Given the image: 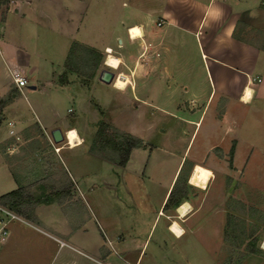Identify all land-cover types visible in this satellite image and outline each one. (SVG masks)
Segmentation results:
<instances>
[{
  "label": "crops",
  "instance_id": "1",
  "mask_svg": "<svg viewBox=\"0 0 264 264\" xmlns=\"http://www.w3.org/2000/svg\"><path fill=\"white\" fill-rule=\"evenodd\" d=\"M135 26L141 35L132 38L128 29ZM53 33L57 38L49 52L43 48L42 34ZM73 42L104 55L110 49L119 60L111 68L128 78L126 87L133 90L140 119L144 120L142 111L152 108L172 122V127L162 129L160 143L130 150L117 179L95 178L90 164H112L90 152L84 131L74 126L79 113L90 107L81 98L86 87L71 75L64 84L56 78L64 71ZM0 69L5 75L3 94L14 90V97L1 108L0 195L22 184L10 170V147L3 146L9 136L17 137L16 130L32 123L52 147L50 131L63 132L71 124L79 139L74 147L55 153L66 174V198L37 204L29 223H9V235L0 242V264H190V243L177 249L179 242L207 233L203 209L209 215L226 211L227 187L223 178L221 188L213 187L216 177L229 176L235 195L239 171L245 175L254 160L247 156L239 164L238 148L246 143L248 155L257 151L253 142H244L239 129L264 123V0H12L0 20ZM18 76L26 80V87H16L13 79ZM91 79L107 85L98 75ZM45 86L75 100L74 109H66L74 115L59 114L56 101L43 105L28 100L26 108L16 102L17 95ZM205 120L202 141L189 157ZM175 123L180 126L176 133ZM140 136L145 144L147 137ZM170 138L182 143L180 147L165 143ZM138 153L145 154L146 161L129 168ZM195 165L213 174L204 188L188 183ZM184 168L189 173L180 187L181 202L190 210L181 216L166 200ZM148 183L150 191L145 188ZM215 221L212 229L221 245L223 216ZM173 222L180 236L171 231ZM263 235L248 245L255 252L245 248L236 264H264ZM151 241L154 251L146 253Z\"/></svg>",
  "mask_w": 264,
  "mask_h": 264
},
{
  "label": "rangeland",
  "instance_id": "2",
  "mask_svg": "<svg viewBox=\"0 0 264 264\" xmlns=\"http://www.w3.org/2000/svg\"><path fill=\"white\" fill-rule=\"evenodd\" d=\"M10 3V0H8L6 4L0 6V20L4 18L5 9ZM121 36L122 39L126 41L125 33ZM42 38H46L43 43V48L51 52L54 47L53 43L55 42L57 36L54 33L50 35L42 34ZM114 44L116 43L114 42ZM106 56L107 55L101 53L99 66L94 72V77L98 75L101 69H108L112 71L114 73V77L118 74L117 69H113L104 64ZM79 57L80 58L73 59L70 62V64L76 68L77 72H71L65 67L64 71L61 72V74L65 73L67 80L68 75H71L73 81H76L87 88H83L81 90V98L84 103L89 104L90 107L85 106L82 113H79L80 121L76 122L77 125L74 123V126H78L84 131V135L88 140L87 147L89 150L95 155L108 160L114 166L113 167L112 165L100 160L93 162L90 164V168L95 178L117 179V174L120 175L121 170L116 164V153L108 148H101L93 143L98 125L101 122H104L108 124L111 130H113L116 134H130L131 136L141 140V147H151L158 142L160 143V138L163 132L162 129H166L170 126L172 127V122H170L168 116L163 114L161 111L152 110V108L142 111L144 114V120L140 119V117L136 114L139 107H137L134 100H132L133 90L129 86H125L124 89H118L113 86V80L110 84L104 85V87L96 80L93 82L91 77L88 78V74L93 70V68L84 63L83 52L79 54ZM61 74H58L56 78L58 79ZM4 83L5 75L3 70L0 69V106L3 102L6 104L12 99V97H14L12 96V94H14V90H9L7 93L3 94L5 88ZM92 89L94 90V96H92ZM24 90L27 91V88H24ZM15 100L18 104L25 106V108L27 107L26 103L28 100L42 103L43 105L56 101L59 114H67L68 118L74 115V111L70 113L66 112V109L68 107H72L74 109V104L76 103L75 100L72 101L71 99H67L65 96H57L55 91L51 90V87L49 86H45L43 90L26 92V96H23L22 94L17 95ZM1 108L2 107H0V121L2 114ZM206 124L207 121L205 120L195 139L194 146L192 147L189 157L192 156V151H194V149L196 150V147L202 141V135L205 133L204 129ZM263 124L264 123L255 122L250 126L249 130L248 128H244L243 130L239 129V135L244 137V142H253L258 153L256 151L248 155L246 152L248 151L246 143L239 146V164L242 160L244 161L247 156H249V158L254 157V160L250 163L252 164L249 166L250 168L248 167L249 169L245 171V175H243V170L239 171V179L235 182L236 184L233 187V189H236L237 187L238 193L236 191L237 194H231V178L229 176H217L212 185L213 187L221 188V178L224 179L227 187L226 202L224 205L226 211L224 210L223 214L217 213L215 215V213H212L209 215L208 210L203 209L202 211L206 212L203 215L207 217V233L205 235L193 234L190 235L189 239L185 237L181 242H179L177 249L190 243V248L188 247L190 264H210V261L214 258H216L215 264H236L244 254V249L248 248L250 243L255 244L259 237L264 233V154L261 152V149H264ZM70 125L65 130L73 129ZM177 125L175 123V129H173L175 133L178 132L177 130L180 128V126L178 127ZM61 129L64 130V127H61ZM15 135L17 137L9 136V138L4 141V145L2 144L3 146L9 145L10 147L8 155L10 160V170L13 176L20 184L22 183L20 186L25 187L26 190L34 197H40L42 195L51 196L50 194L48 195V192L51 190L49 187H53V190L60 189L67 183L66 174L62 171L58 164L59 158L55 154L56 152L51 146L49 147L44 138L38 135V129L32 123L16 130ZM140 135L147 137L145 138V144L143 141L144 139H142ZM249 135H251V137ZM165 143L169 146H175V148L180 147V144H182L180 142H174L171 138L170 140L167 139V142L165 139ZM65 152V150L62 151V153ZM216 156L221 155L216 153ZM227 156L229 157L230 155L228 154ZM146 158L145 154H139V156L134 154L131 157L129 168L139 166L140 163H144L146 161ZM258 163L262 165L258 166ZM259 167L261 169L253 170V168ZM160 172V170L156 171L155 169V173L158 174ZM188 173V169H182L177 180L176 187H174L175 189L177 187L184 188V181L186 180ZM191 177L194 178V186L204 188L208 180L213 177V174L208 168L201 165H195L188 176V182L192 180ZM1 179L2 178L0 176V182ZM150 187H152L150 186V183L145 186L148 191H150ZM154 195L156 194L154 193ZM51 199L53 200V196H51ZM52 200L50 202H52ZM37 204L32 206V213ZM222 216V244L220 245V239L218 235L214 233L212 226L215 225L213 222L216 223L215 219L219 222ZM158 227L159 224L152 234V240L157 237ZM248 237H250V240H248ZM200 240H202V245L199 243ZM166 245H168V243ZM236 247L240 250L233 249ZM153 251L154 244L151 241L147 246L146 253H151ZM166 263L167 261H161V264Z\"/></svg>",
  "mask_w": 264,
  "mask_h": 264
},
{
  "label": "trees",
  "instance_id": "3",
  "mask_svg": "<svg viewBox=\"0 0 264 264\" xmlns=\"http://www.w3.org/2000/svg\"><path fill=\"white\" fill-rule=\"evenodd\" d=\"M8 0H0V6L6 4ZM83 52L84 54V63L88 64L93 70L88 74V78L94 75L95 70L99 66V59L101 58V53L91 47L80 45L77 42H73L70 45L68 50V55L66 56L63 65L67 70L71 72H77L76 68L73 67L70 62L73 59L80 58L79 54ZM58 81L60 84H64L66 82V75L62 73ZM5 103L3 102L0 107H2ZM93 143L98 145L101 148H108L109 150L113 151L117 155V166L121 167L124 166L126 163L130 150L133 148H140L141 147V140L131 136L130 134H116L108 124L101 122L98 125L96 130ZM92 152V151H90ZM192 178V177H191ZM194 178L190 180L188 183L193 185ZM51 189L48 192L53 196V200L58 199L62 200L67 196V186H63L60 189H54L53 187H49ZM51 196H40L34 197L31 195L25 187L18 186L16 189H13L9 192H6L0 195V204L8 207L21 217L26 220L31 219L32 217V206L37 203H49L52 199ZM184 193L180 190L179 187L174 190H171L168 194L166 204H170L172 206H178L183 198ZM52 200V201H53ZM248 246V252L254 253L255 249L253 247Z\"/></svg>",
  "mask_w": 264,
  "mask_h": 264
},
{
  "label": "bare ground",
  "instance_id": "4",
  "mask_svg": "<svg viewBox=\"0 0 264 264\" xmlns=\"http://www.w3.org/2000/svg\"><path fill=\"white\" fill-rule=\"evenodd\" d=\"M129 33L132 38H135V37H138L141 35V31H140V28L135 26V27H131L130 30H129ZM107 56L104 60V63L110 67H113V68H116L118 63H119V60L117 57L113 56L111 54V50L110 49H107ZM129 83L128 81V78L123 75V74H118L114 77L113 79V86L118 88V89H124L125 86ZM248 94H249V90L246 91V97L245 99L248 98ZM67 132V138L69 140V143L72 145V147L75 145L74 144V141L78 139V136L76 134V131L73 130V129H68L66 130ZM73 134H75V138H73ZM190 210V205L187 204V203H181L179 206H177L176 208V211L179 215L183 216L184 214H186V212ZM170 229L172 232H174L176 235L180 236L182 231L180 229V227L178 226V224L176 222H173L170 226ZM263 244V247H264V242H262Z\"/></svg>",
  "mask_w": 264,
  "mask_h": 264
},
{
  "label": "built area",
  "instance_id": "5",
  "mask_svg": "<svg viewBox=\"0 0 264 264\" xmlns=\"http://www.w3.org/2000/svg\"><path fill=\"white\" fill-rule=\"evenodd\" d=\"M10 2H12V0H10ZM157 25H159V23H157ZM128 33H129V29H128ZM13 81L16 87L18 88L27 86L26 80L20 76L14 77ZM62 136H63V140L60 143L52 145V148L55 152H58L63 147H67V148L72 147V145L69 143V140L67 138L66 131L62 132ZM77 143H79V140L76 139L74 141V144L76 145ZM12 221L29 223L26 219H24L23 217H21L20 215L9 209L8 207L0 204V242L4 241L8 237L9 235L8 227H9V223H11Z\"/></svg>",
  "mask_w": 264,
  "mask_h": 264
},
{
  "label": "water",
  "instance_id": "6",
  "mask_svg": "<svg viewBox=\"0 0 264 264\" xmlns=\"http://www.w3.org/2000/svg\"><path fill=\"white\" fill-rule=\"evenodd\" d=\"M114 79V73L108 69H102L98 74V80L104 84H110ZM34 88V86H31ZM50 138L54 144H58L63 140L62 132L59 128L50 131Z\"/></svg>",
  "mask_w": 264,
  "mask_h": 264
},
{
  "label": "clouds",
  "instance_id": "7",
  "mask_svg": "<svg viewBox=\"0 0 264 264\" xmlns=\"http://www.w3.org/2000/svg\"><path fill=\"white\" fill-rule=\"evenodd\" d=\"M221 13L219 12V10H217V16H219Z\"/></svg>",
  "mask_w": 264,
  "mask_h": 264
},
{
  "label": "snow or ice",
  "instance_id": "8",
  "mask_svg": "<svg viewBox=\"0 0 264 264\" xmlns=\"http://www.w3.org/2000/svg\"><path fill=\"white\" fill-rule=\"evenodd\" d=\"M73 138H75V134H73Z\"/></svg>",
  "mask_w": 264,
  "mask_h": 264
}]
</instances>
